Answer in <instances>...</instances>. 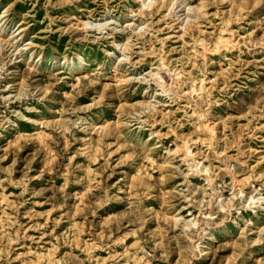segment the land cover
Returning a JSON list of instances; mask_svg holds the SVG:
<instances>
[{
    "label": "rangeland",
    "instance_id": "rangeland-1",
    "mask_svg": "<svg viewBox=\"0 0 264 264\" xmlns=\"http://www.w3.org/2000/svg\"><path fill=\"white\" fill-rule=\"evenodd\" d=\"M0 27V264H264V0H0Z\"/></svg>",
    "mask_w": 264,
    "mask_h": 264
},
{
    "label": "bare ground",
    "instance_id": "bare-ground-1",
    "mask_svg": "<svg viewBox=\"0 0 264 264\" xmlns=\"http://www.w3.org/2000/svg\"><path fill=\"white\" fill-rule=\"evenodd\" d=\"M143 1H144V0H143ZM170 3H171V2H170ZM172 3H173V2H172ZM172 3H171L170 5H172ZM179 3H180V2H179ZM175 4H176V3H175ZM184 6H185V5H184ZM175 7H176V6H175ZM175 7H174V8H175ZM179 7H180V6H179ZM174 8H172V9H174ZM188 8H190V7H188ZM188 8H186V9H188ZM178 10H179V8H178ZM197 10H198V9H197ZM187 11H188V10H187ZM176 12H177V11H176ZM3 14H4V13H3ZM176 16H178V15H176ZM181 16H182V13H181ZM189 16H190V15H189ZM178 17H179V16H178ZM182 17H183V16H182ZM184 17H185V15H184ZM184 17H183V18H184ZM190 17H191V16H190ZM190 17H189V19H190ZM192 17H193V16H192ZM176 18H177V17H176ZM178 19H179V18H178ZM186 19H187V18H186ZM189 19H188V20H189ZM191 20H192V19H191ZM191 20H190V21H191ZM125 22H126V21H125ZM180 22H181V21H180ZM176 23H177V22H176ZM181 23H183V22H181ZM93 24H94V23H93ZM140 24H141V23H140ZM95 25H97V24H95ZM192 26H193V25H192ZM136 28H137V27H136ZM0 29H1V27H0ZM137 29H138V28H137ZM172 33H173V32H172ZM170 34H171V33H170ZM1 37H2V36H1ZM4 38H5V37H4ZM11 40H12V39H11ZM11 42H12V41H11ZM27 43H28V42H27ZM121 45H122V44H121ZM28 49H29V48H28ZM25 54H26V53H25ZM124 55H125V54H124ZM116 57H117V56H116ZM122 57H123V56H122ZM116 59H117V58H116ZM80 61L83 62V58H82V57H80ZM86 62H87V61H86ZM77 63H78V62H77ZM153 65H154V64H153ZM153 65H152V66H153ZM38 67H39V66H38ZM82 67H83V66H82ZM76 68H77V67H76ZM41 70H42V69H41ZM160 71H162V70H160ZM164 72H165V71H164ZM159 73H160V72H159ZM112 74H113V73H112ZM92 76H93V75H92ZM161 76H162V75H161ZM94 79H95V78H94ZM111 79H112V78H111ZM117 79H118V78H117ZM165 81H166V80H165ZM169 81H170V79H169ZM148 97H149V96H148ZM103 123H104V122H103ZM95 125H96V124H95ZM200 128H201V127H200ZM212 135H214V133H213ZM193 159H194V158H193ZM248 252H250V251H248ZM228 259H229V258H228Z\"/></svg>",
    "mask_w": 264,
    "mask_h": 264
}]
</instances>
